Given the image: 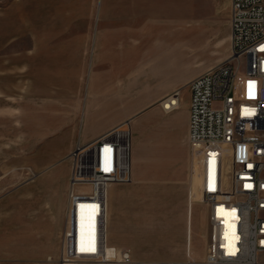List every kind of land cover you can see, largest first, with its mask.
<instances>
[{
	"label": "rangeland",
	"instance_id": "1",
	"mask_svg": "<svg viewBox=\"0 0 264 264\" xmlns=\"http://www.w3.org/2000/svg\"><path fill=\"white\" fill-rule=\"evenodd\" d=\"M225 1L181 6L190 17L167 30L176 35L174 53L186 72L170 75L165 85L164 74L129 72L131 58L122 64L128 72L117 73L112 58L104 64L97 46L101 0H0V264H59L61 208L53 181L63 166L50 165L90 123L102 85H114L106 100L120 98L126 108L111 124H127L132 138L130 181L113 184L116 213L107 194V241L112 218L121 237L119 246L108 242V255L116 247L130 250L132 264L203 259L208 219L187 141L186 83L230 54ZM129 76L136 89L115 87L127 85ZM174 90L182 106L161 108L158 100ZM109 108L118 113L119 107ZM63 134L68 137L61 142ZM97 213L98 205L78 206L79 249L94 238Z\"/></svg>",
	"mask_w": 264,
	"mask_h": 264
},
{
	"label": "built area",
	"instance_id": "2",
	"mask_svg": "<svg viewBox=\"0 0 264 264\" xmlns=\"http://www.w3.org/2000/svg\"><path fill=\"white\" fill-rule=\"evenodd\" d=\"M229 23V56L186 83L187 140L198 162L208 236L203 259L182 264H264V0H231ZM175 108L172 100L165 110ZM131 139L129 126L120 124L75 142L59 264L135 263L128 249L105 254L108 189L130 181ZM81 204L100 207L95 248L84 251L77 247Z\"/></svg>",
	"mask_w": 264,
	"mask_h": 264
},
{
	"label": "crops",
	"instance_id": "3",
	"mask_svg": "<svg viewBox=\"0 0 264 264\" xmlns=\"http://www.w3.org/2000/svg\"><path fill=\"white\" fill-rule=\"evenodd\" d=\"M185 1L187 5H189L190 0H101V20L97 22L100 43L97 46L101 49L102 54L99 55L104 59V64L109 63L107 62L108 58H112L113 66H118L117 73L128 72L126 66H124L125 69H123L124 67L122 64L125 63L127 58H131L133 60L129 63V68L131 69H129V72L137 71L138 73L164 74L165 78L162 82H164L165 85H169V82L171 81L170 75L172 76L174 74L186 72L181 64V59H178L174 53L173 42L175 41L174 39L176 35L174 32L168 33L167 30L169 25H174L177 21L190 17L187 15L185 8L181 7L184 5ZM224 3H227L230 13L231 0H226ZM187 9H189V7ZM159 19H162V22H160ZM200 22L202 23L201 25L204 26L207 21L201 20ZM154 39L155 42H153ZM132 83V78L129 76V80L127 79V85H115V87L119 90L125 88L127 90H132L139 86L130 85ZM145 85L149 86L153 84L150 81H147ZM111 86L113 87L114 85L100 86L102 91L98 94L97 100L99 103L101 102V104H99V107L96 108V110H90L92 115V118L89 121L90 123L85 125L80 133L82 142L94 139L114 127L116 123H111L119 119L116 114L123 113V111L126 110L124 106H120L122 103L120 98H118L113 104H111V101L109 102L106 100L108 97V89ZM169 94L170 93L165 94L158 101H162V99ZM111 105L119 107L118 113L109 108ZM158 105L161 106L162 103L160 102ZM181 106L182 102L180 104V107ZM186 108L188 134V100ZM67 137L68 135L63 134L58 138L63 142ZM78 137L79 133L77 134L74 132L72 134V138L75 141ZM70 151L71 149L69 150L67 147H61L60 152L58 153L60 154L59 159L50 165V167L53 166L54 168L59 165L63 166L61 168L62 176L53 181V186H58L56 191L61 208V213L58 217L61 226V233L65 225V209L70 173L68 156ZM137 175L138 174L135 176ZM115 191L116 189L113 188V185L108 189L109 207L114 210V213H116V210L115 207L111 206V203L117 195ZM108 199L106 212H108ZM107 226L109 244L111 243L119 246L121 243V237L117 222L112 218ZM189 241L191 242V235Z\"/></svg>",
	"mask_w": 264,
	"mask_h": 264
},
{
	"label": "bare ground",
	"instance_id": "4",
	"mask_svg": "<svg viewBox=\"0 0 264 264\" xmlns=\"http://www.w3.org/2000/svg\"><path fill=\"white\" fill-rule=\"evenodd\" d=\"M176 91V90H175ZM177 93V95L175 94V95H173L172 93H170L167 97H165L162 101H161V103H162V108L163 109H165L166 107H168L169 106V104H170V101H172L173 100V102L176 104V108H178L179 106H180V104H181V99H180V92H179V95H178V91H176ZM81 205H87V206H91V205H97V204H81ZM80 206V205H79ZM99 212H100V207L98 206V213H97V216H96V225H95V236H94V238H90V237H88V239H87V241H86V245L82 248V249H79V247H78V245H77V247H78V249L80 250V251H84L87 247H89L88 245H91V243H93L94 241H95V239H96V233H97V217H98V214H99ZM91 240V241H90ZM78 241V240H77ZM109 246V244H106V246ZM92 249H94L95 248V246H94V243L90 246ZM109 248H111L112 250H113V247H109ZM108 249L105 247V254H106V256H112L113 255V253H114V250H113V253L111 254V255H108V251H107Z\"/></svg>",
	"mask_w": 264,
	"mask_h": 264
}]
</instances>
